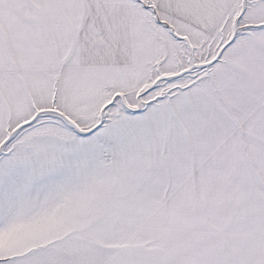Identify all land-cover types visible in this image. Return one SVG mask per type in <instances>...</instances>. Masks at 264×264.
Returning a JSON list of instances; mask_svg holds the SVG:
<instances>
[{
  "label": "snow or ice",
  "instance_id": "obj_1",
  "mask_svg": "<svg viewBox=\"0 0 264 264\" xmlns=\"http://www.w3.org/2000/svg\"><path fill=\"white\" fill-rule=\"evenodd\" d=\"M0 264H264V0H0Z\"/></svg>",
  "mask_w": 264,
  "mask_h": 264
}]
</instances>
